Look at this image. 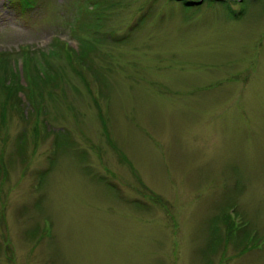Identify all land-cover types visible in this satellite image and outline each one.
Here are the masks:
<instances>
[{
  "label": "rangeland",
  "instance_id": "374dc122",
  "mask_svg": "<svg viewBox=\"0 0 264 264\" xmlns=\"http://www.w3.org/2000/svg\"><path fill=\"white\" fill-rule=\"evenodd\" d=\"M198 1L0 0V264H264V0Z\"/></svg>",
  "mask_w": 264,
  "mask_h": 264
},
{
  "label": "trees",
  "instance_id": "16d2710c",
  "mask_svg": "<svg viewBox=\"0 0 264 264\" xmlns=\"http://www.w3.org/2000/svg\"><path fill=\"white\" fill-rule=\"evenodd\" d=\"M54 145L56 147V150H58V141H57V139L55 140Z\"/></svg>",
  "mask_w": 264,
  "mask_h": 264
},
{
  "label": "water",
  "instance_id": "95a60500",
  "mask_svg": "<svg viewBox=\"0 0 264 264\" xmlns=\"http://www.w3.org/2000/svg\"><path fill=\"white\" fill-rule=\"evenodd\" d=\"M200 2H198V4H199Z\"/></svg>",
  "mask_w": 264,
  "mask_h": 264
}]
</instances>
